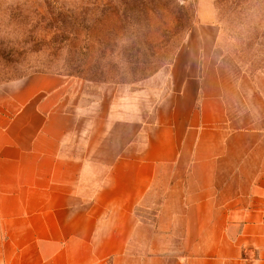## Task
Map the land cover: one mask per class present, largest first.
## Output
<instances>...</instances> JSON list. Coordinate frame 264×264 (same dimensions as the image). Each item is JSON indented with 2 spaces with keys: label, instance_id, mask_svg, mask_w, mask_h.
Here are the masks:
<instances>
[{
  "label": "crops",
  "instance_id": "1",
  "mask_svg": "<svg viewBox=\"0 0 264 264\" xmlns=\"http://www.w3.org/2000/svg\"><path fill=\"white\" fill-rule=\"evenodd\" d=\"M197 17L149 114L0 83V264H264V68L217 44L214 0Z\"/></svg>",
  "mask_w": 264,
  "mask_h": 264
},
{
  "label": "rangeland",
  "instance_id": "2",
  "mask_svg": "<svg viewBox=\"0 0 264 264\" xmlns=\"http://www.w3.org/2000/svg\"><path fill=\"white\" fill-rule=\"evenodd\" d=\"M214 5L217 44L248 73H259L264 0ZM197 6L198 0H0V83L61 74L93 85L89 94L131 100L149 114L167 91L173 58L198 21Z\"/></svg>",
  "mask_w": 264,
  "mask_h": 264
}]
</instances>
